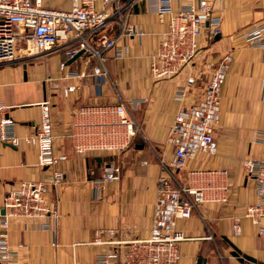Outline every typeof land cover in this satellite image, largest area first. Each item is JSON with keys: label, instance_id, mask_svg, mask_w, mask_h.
Listing matches in <instances>:
<instances>
[{"label": "crops", "instance_id": "obj_1", "mask_svg": "<svg viewBox=\"0 0 264 264\" xmlns=\"http://www.w3.org/2000/svg\"><path fill=\"white\" fill-rule=\"evenodd\" d=\"M42 1L48 8L71 7V0ZM192 1L172 0V6L178 9ZM155 3V0H137L129 22L145 34L118 44H126L129 49L124 58L117 59L114 50L106 53L109 80L90 75L83 79L68 76L73 72L90 73L97 64L94 57L85 53L82 59L72 63L64 52L49 53L59 57L51 55L55 62L46 68L26 61V57L0 62V118L12 116L17 122V134L24 136L40 123V102L51 100L55 148L57 153L68 156L59 164L65 173L64 184L50 191L51 206L59 199L55 233L34 227L25 230L22 223L11 222V243L15 247L20 243L26 246L16 264H96L97 255L106 250L105 245L94 243L96 231L101 228H117L118 240L150 237L160 162L173 154L167 143L169 130L182 105L192 103L206 84L193 89L182 104L176 99V90L186 82L187 73L167 80H156L151 75V55L167 29V21L158 19ZM219 6L222 9L220 38L209 37V29L200 37L204 56L218 60L228 52L234 55L223 88V129H218L216 134L219 152L191 160L177 177L187 184L192 170L225 168L230 172L228 183L232 192L228 204L203 205L191 219L179 221V228L191 238L180 244L181 264H197L199 257L206 258V264L264 263V238L258 236L248 219L242 221V235L236 237L232 232V218L242 215L247 205L258 200L256 182L248 179L244 159L264 157V47L254 46L244 37L264 20V0H223ZM18 56L25 55L20 52ZM65 59L63 70L60 63ZM113 80L117 87L112 86ZM71 84H79L81 88L66 97L63 88ZM120 99L127 103L145 139L140 137L134 146L119 154L116 159L123 165L121 180L103 185L96 198L94 180L102 176L103 161L109 157L103 153H75L68 136L72 114L81 105L117 103ZM134 101L139 102L134 104ZM138 144H143V148H137ZM49 174L37 166L35 147L25 143L18 147L0 145V208L11 186L24 180L45 179ZM108 237L105 235L103 239Z\"/></svg>", "mask_w": 264, "mask_h": 264}, {"label": "built area", "instance_id": "obj_2", "mask_svg": "<svg viewBox=\"0 0 264 264\" xmlns=\"http://www.w3.org/2000/svg\"><path fill=\"white\" fill-rule=\"evenodd\" d=\"M136 1L71 0V7L65 10L45 7L42 0H0V62L13 61L20 52L25 58L53 53L62 46L68 59L81 50L94 57L97 65L92 75L106 79L109 76L106 53L116 49V58H124L129 49L126 44L117 48L118 44L145 34L143 29L129 22ZM155 1L158 19L163 23L167 21V29L158 49L151 55V74L156 80H167L187 73L186 82L178 86L176 92V99L182 104L187 102L190 92L198 87L196 83L203 76L207 77V84L192 103L182 105L169 130L167 143L173 154L160 162L150 237L124 241L115 238L119 232L117 228L98 229L94 243L105 245L106 250L97 255L96 264H181L180 244L191 238L179 228V221L191 219L203 205H226L230 201L228 169L192 170L187 184H182L177 177L191 160L219 152L216 134L222 120L223 87L234 57L232 53H226L215 62L204 56L205 61L199 65L197 58L202 53L200 37L203 31L209 29L211 38L221 34L222 9L219 4L223 0H194L178 9L173 8L172 0ZM114 30L116 34H113ZM244 37L250 44L264 47V20ZM60 65L63 69L66 67L65 62ZM262 88L264 90V80ZM138 102L134 101V104ZM90 118L96 121L87 122ZM15 124L9 116L0 120V144L18 147L25 142L36 146L39 150L37 164L51 176L48 182L43 179L21 181L7 191L5 214H0L2 264H16L21 251L26 248L22 243L15 247L10 241V225L18 216L30 218L25 222L26 227L31 225L54 233L57 230L59 199L55 206L50 205L48 183L50 187L63 183L65 173L55 167L67 158L54 151L50 101L42 103V123L35 132L19 137ZM74 128L73 137L79 153H116L132 147L137 137L144 138L141 126L123 100L107 106H83L75 114ZM116 156L104 160L103 176L94 180L96 198L104 184L122 178L123 165ZM244 168L248 179L256 182L258 200L247 205L242 215L232 218L233 236L242 235V221L248 219L258 236L264 238V157L245 158ZM105 235L109 237L103 239Z\"/></svg>", "mask_w": 264, "mask_h": 264}, {"label": "rangeland", "instance_id": "obj_3", "mask_svg": "<svg viewBox=\"0 0 264 264\" xmlns=\"http://www.w3.org/2000/svg\"><path fill=\"white\" fill-rule=\"evenodd\" d=\"M137 2V1H136ZM66 10V9H65ZM114 28H116V24H115V26H114ZM116 30H114L113 31V34H116ZM132 38V37H131ZM247 41V40H246ZM248 42V41H247ZM249 43V42H248ZM24 45H25V43H24ZM123 46V45H122ZM122 46H117V48H120V47H122ZM114 51H113V53H114V55H115V57H116V49H113ZM58 52H64V55H65V48L64 47H60L58 50H57ZM110 51V50H109ZM24 53H26V51H23ZM58 52H56V53H58ZM55 53V52H54ZM228 53H230V52H228ZM59 55H60V53H58ZM58 54L57 55H54V54H44V55H31V56H29V57H26L27 58V60L26 61H30V62H34V63H38V64H43V66H41L42 68L44 67V68H46V66L48 67V66H51L52 64H54V60L52 59V57H51V55H53V58H55V57H57L58 56ZM233 54V53H232ZM39 56V57H38ZM18 57L19 58H21V60H23L24 58L23 57H20V56H17V60L16 59H14L13 61H18V60H20V59H18ZM59 57V56H58ZM81 57V58H80ZM79 58L80 59H82L83 57H84V54H82L81 56H80ZM210 57V56H209ZM233 57H234V55H233ZM211 58V57H210ZM210 58H208L209 60H212V61H215V62H218V60H214V59H210ZM68 59V58H67ZM71 59V58H70ZM79 59V60H80ZM197 60H199L200 62H202V61H205V58H204V55L202 54V53H200V56H198V58H197ZM66 61V59L63 61L62 60V62H65ZM107 61H108V58H106V63H107ZM9 62H11V61H9ZM97 65V64H96ZM96 65H94V66H96ZM94 66L92 67V69H91V71H90V73L89 72H86V71H83V72H73V73H68V76H73V77H76V78H85V77H87V76H92V77H94V78H97V77H95L94 75H92V70H93V68H94ZM231 66V65H230ZM60 67H61V65H60ZM61 69H63V68H61ZM63 70H65V69H63ZM150 73H151V71H150ZM152 75V74H151ZM153 76V75H152ZM154 77V76H153ZM99 79H102V80H109L110 79V74H109V76L106 78V79H103V78H98V80ZM115 80V79H114ZM113 80V81H114ZM113 81H109L111 84H112V82ZM115 82V81H114ZM204 83H206L207 84V77L206 76H203L202 77V79H200L199 81H197V86L198 87H200V86H202ZM41 84V83H40ZM112 86H114V87H117L118 86V84L115 82V84L113 85L112 84ZM224 86H225V84H224ZM69 87H74V90H72V91H70L69 90ZM80 88H81V86L79 85V84H71V85H66V87H64L63 88V94L67 97L70 93H74V92H77V91H79L80 90ZM224 88V87H223ZM178 89V88H177ZM203 89V88H202ZM176 92H177V90H176ZM45 101H50V104H51V111H52V102H51V100H45ZM45 101H42V102H40V104H39V106L41 107V119H40V123H39V125H37L36 127H35V130L34 131H32L31 133H33V132H35L39 127H40V124L42 123V103L43 102H45ZM120 102H122V99H120L117 103H109V104H95V105H101V106H107V105H111V104H118V103H120ZM126 103V102H125ZM189 105V104H188ZM83 106H93V105H81V106H78V107H76L75 108V110L73 111V114H72V121H71V125H70V129H69V131H68V136H69V138L71 139V141H72V145H73V148H74V151H75V153H77V154H89V153H97V152H89V151H86L85 153H79L77 150H76V147H75V141H74V137H73V134H74V130H75V128H74V123H75V114H76V112H78ZM126 106H127V103H126ZM128 108V107H127ZM130 112V111H129ZM223 113V112H222ZM132 115V114H131ZM9 116V115H8ZM8 116H2L1 118H0V120L1 119H3L4 117L5 118H7ZM232 116V115H231ZM9 117H11V118H13L12 116H9ZM14 119V118H13ZM15 120V119H14ZM96 121V119H94V118H90V119H88L87 120V122H89V123H92V122H95ZM16 122V121H15ZM223 122V114H222V120H221V123ZM16 124H17V122H16ZM16 124H15V132H16ZM52 128H53V134L55 135V131H54V121H53V116H52ZM220 129H223V126H221V124H220V127H219V130ZM223 131V130H222ZM31 133H28V134H26V135H29V134H31ZM218 133H219V131H218ZM16 135L17 136H19L18 134H17V132H16ZM26 135H24V136H26ZM24 136H19V137H24ZM93 137V136H92ZM91 138V137H90ZM55 140H56V135H55ZM22 143H25V142H22ZM4 144H6V143H4ZM25 144H28V143H25ZM0 145H3V144H0ZM9 145H12V144H9ZM28 145H30V144H28ZM30 146H33V147H35L36 148V150H37V162H38V154H39V150H38V148L36 147V146H34V145H30ZM54 151H55V153L57 154V155H66L65 153H57V151H56V148H55V141H54ZM122 151H120V152H116V153H112V152H101V153H103V154H105L106 156L105 157H111L112 155H117L116 156V158H118L119 157V154L121 153ZM98 153H100V152H98ZM67 156V155H66ZM68 159V156H67V158L66 159H64V160H61L57 165H56V169H58V170H61V171H63L62 169H60L59 168V164L60 163H62V162H64V161H66ZM104 162V161H103ZM37 166H38V164H37ZM39 167V166H38ZM46 171V170H45ZM51 171V170H50ZM101 171H102V176H103V169H101ZM51 174V173H50ZM48 175V177L47 178H45V179H43V180H46V182H48V180H49V178H50V176L51 175ZM42 180V179H41ZM24 181H40V180H24ZM64 181H65V179H64ZM64 181H63V183L62 184H64ZM21 182V181H20ZM61 184V185H62ZM61 185H59L58 187H60ZM105 185V184H104ZM48 187L49 188H51L52 190H54V189H57L58 187H55V186H49V183H48ZM232 189V188H231ZM50 191L51 190H49V199H50ZM6 195H7V193H6ZM4 200H5V197H4ZM4 204H5V201L3 202V205H2V207H1V209H4ZM4 211H5V209H4ZM0 214H2L1 212H0ZM5 214V213H4ZM30 218H28V217H26V216H24V215H22V217L21 216H18L17 217V219H16V221H18V222H20V223H22L23 224V228L26 230V229H29V228H31L32 226L31 225H29V226H25V222H28V221H30L29 220ZM11 226V225H10ZM9 237H10V241H11V235H9ZM12 244V243H11ZM13 245V244H12Z\"/></svg>", "mask_w": 264, "mask_h": 264}, {"label": "water", "instance_id": "obj_4", "mask_svg": "<svg viewBox=\"0 0 264 264\" xmlns=\"http://www.w3.org/2000/svg\"><path fill=\"white\" fill-rule=\"evenodd\" d=\"M216 38H217V39L220 38V34H217V35H216ZM84 53H85L84 50L79 51L76 55H74V57H72V58L69 60V62H70V63L74 62L76 59H78V58H79L82 54H84ZM137 148H143V144H138V145H137ZM1 213H2V214L5 213L4 209L1 210ZM206 262H207V259H206V258H203V257H199L198 260H197V264H206ZM0 264H2V263H0Z\"/></svg>", "mask_w": 264, "mask_h": 264}, {"label": "trees", "instance_id": "obj_5", "mask_svg": "<svg viewBox=\"0 0 264 264\" xmlns=\"http://www.w3.org/2000/svg\"><path fill=\"white\" fill-rule=\"evenodd\" d=\"M192 91H193V90H192ZM192 91H191V92H192ZM191 92H190V93H191ZM199 94H201V92H200ZM139 138H140V137H137L136 142H135L132 146H134V145L137 143V140H138ZM235 253H236V252H235Z\"/></svg>", "mask_w": 264, "mask_h": 264}]
</instances>
